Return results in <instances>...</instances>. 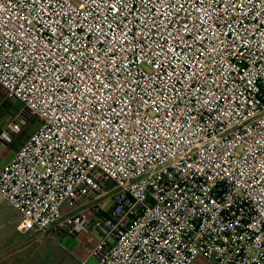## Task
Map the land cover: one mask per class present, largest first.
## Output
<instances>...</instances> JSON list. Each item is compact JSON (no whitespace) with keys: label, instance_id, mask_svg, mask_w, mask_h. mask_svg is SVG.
I'll return each instance as SVG.
<instances>
[{"label":"built area","instance_id":"1","mask_svg":"<svg viewBox=\"0 0 264 264\" xmlns=\"http://www.w3.org/2000/svg\"><path fill=\"white\" fill-rule=\"evenodd\" d=\"M0 90L39 121L0 172L19 233L264 264V0H0Z\"/></svg>","mask_w":264,"mask_h":264},{"label":"crops","instance_id":"2","mask_svg":"<svg viewBox=\"0 0 264 264\" xmlns=\"http://www.w3.org/2000/svg\"><path fill=\"white\" fill-rule=\"evenodd\" d=\"M7 125L0 128V132ZM22 140V137L15 136L10 145L0 142V172L22 146L24 143ZM19 219L18 213L0 198V264H51L52 258L60 257L61 250H64L63 254L73 255L82 264L89 262L96 264L91 251L99 241L97 233L75 236L66 235L60 231L21 234L17 230ZM57 236H70L73 242L67 244H72L71 247L63 248L62 242L57 243ZM192 264L212 263L203 258H197Z\"/></svg>","mask_w":264,"mask_h":264},{"label":"rangeland","instance_id":"3","mask_svg":"<svg viewBox=\"0 0 264 264\" xmlns=\"http://www.w3.org/2000/svg\"><path fill=\"white\" fill-rule=\"evenodd\" d=\"M24 119L25 124L22 128L21 133L17 136L22 137L24 142L30 134H32L38 127L39 121L36 117L29 116L24 112V106L18 101H8L2 99V91L0 90V128L6 126L9 122L14 120ZM16 136V137H17ZM63 239L65 241L63 242ZM57 243L62 242L63 248H70L73 239L70 236H57ZM61 255L58 259L52 258L51 264H82L80 261L76 260L73 255L63 254L64 250H61ZM87 264H92L91 262Z\"/></svg>","mask_w":264,"mask_h":264},{"label":"trees","instance_id":"4","mask_svg":"<svg viewBox=\"0 0 264 264\" xmlns=\"http://www.w3.org/2000/svg\"><path fill=\"white\" fill-rule=\"evenodd\" d=\"M5 102H8L7 100H5Z\"/></svg>","mask_w":264,"mask_h":264}]
</instances>
